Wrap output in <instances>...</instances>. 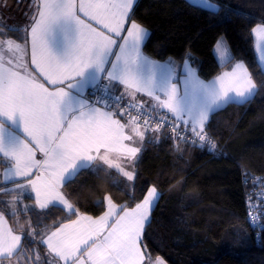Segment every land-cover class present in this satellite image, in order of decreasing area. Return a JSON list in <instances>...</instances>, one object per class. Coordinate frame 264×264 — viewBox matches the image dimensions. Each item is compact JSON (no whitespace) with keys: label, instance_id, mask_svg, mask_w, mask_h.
<instances>
[{"label":"snow or ice","instance_id":"1","mask_svg":"<svg viewBox=\"0 0 264 264\" xmlns=\"http://www.w3.org/2000/svg\"><path fill=\"white\" fill-rule=\"evenodd\" d=\"M134 3L135 0H35L31 23L9 28L25 33L22 42L0 39V192L15 194L10 202L14 215L15 205L22 202L29 188L39 208L59 204L75 214L74 205L60 188L83 169L99 172L103 170L101 164L107 165L129 181L134 180L135 173L126 171L111 157L116 154L134 160L140 152V148L124 143L133 140L125 133L126 128L144 139L138 121L145 115V106L135 102L137 93L152 98L155 103L151 108L156 114L158 109H167L185 128L190 125L201 146L210 143L205 124L212 112L229 103H246L256 94L257 83L243 61L235 62L231 71L204 81L185 59L181 90L173 83V63L162 64L142 54L148 30L134 20L125 29ZM205 4L213 14L221 10L209 0ZM125 30L127 34L121 35ZM252 35L258 74L264 77V22L252 28ZM29 45L31 64L39 76L29 71L24 60ZM5 46L16 53L15 64L11 59L5 61ZM214 51L226 63L235 59L222 39ZM21 68L23 71L18 70ZM105 80L107 83H102ZM117 84L123 85L125 94L132 97L127 108L120 110L130 116L127 124L115 119L117 113L112 111L123 99V94L115 95ZM132 109H138L137 115H131ZM150 119H144L145 130ZM162 126L158 123L153 131L158 132ZM172 131L185 139L178 125L174 124ZM37 151L44 159H36ZM34 169L37 171L32 179ZM9 184L15 187H7ZM158 198L157 189L149 188L142 202L130 209L121 207L118 212L117 205L106 197L108 210L98 219L80 216L41 242L63 264H142L140 240ZM28 210L29 206L24 205V211ZM110 218H114L111 224ZM5 225L0 212V257L11 258L21 248L22 234H15ZM36 259H40L38 253ZM156 264L165 262L157 258Z\"/></svg>","mask_w":264,"mask_h":264},{"label":"trees","instance_id":"2","mask_svg":"<svg viewBox=\"0 0 264 264\" xmlns=\"http://www.w3.org/2000/svg\"><path fill=\"white\" fill-rule=\"evenodd\" d=\"M216 1L221 10L215 14L190 0H138L133 10L134 19L150 29L144 46L148 54L189 58L205 79L236 60L253 74L258 88L248 102L229 103L212 113L205 132L215 148L158 133L142 148L134 180L102 167L99 172L83 169L65 183L75 214L51 206L14 215L1 193L0 210L24 233V246H42L44 231L78 212L102 214L106 195L134 207L154 186L160 197L142 239L148 256L168 264H264V229L258 237L248 223L247 199L250 176L264 175V77L258 74L252 35V28L264 22V0ZM7 33L22 37L21 31ZM221 37L231 47V63L221 62L214 51Z\"/></svg>","mask_w":264,"mask_h":264},{"label":"crops","instance_id":"3","mask_svg":"<svg viewBox=\"0 0 264 264\" xmlns=\"http://www.w3.org/2000/svg\"><path fill=\"white\" fill-rule=\"evenodd\" d=\"M190 1L193 2V3H195V4H197V5L207 7L206 4H205V0H190ZM137 2H138V0H135V3L133 5L132 12L130 13L129 21H128V23L125 24V29H127L128 27H130L131 21L134 20L137 23L141 24L144 28H146L148 30L149 36H150V29L148 27H146L144 24H142L139 21H137L136 19H134V17H133V10H134ZM209 3L218 4V2L216 0H209ZM34 4H35V0H4V4H1V6H0V13H1L0 14V32H2L4 35L3 36H0V39H13V40H16L17 42H22V40L25 38V33L24 32L21 31L22 32L21 33L22 34V37H17V36H14V35H9L7 33V29L13 28V27L14 28H19V27H24V26L29 25L31 23L30 17L32 16V14L34 12ZM207 8H209V7H207ZM2 9H4V11ZM126 34H127L126 33V30L121 33V35H126ZM149 36L147 37V39L149 38ZM113 38L116 39L118 43H122V41L120 40L119 37L113 36ZM147 39L141 45L142 54L144 56L150 58L151 60L157 61V62L162 63V64L165 63V62L173 63L175 65V68H176V79L173 80V83H176L178 85V87L181 88V90H182V88H183L182 80H183V75H184V68H183V62H184V60L183 61H179V60H176V59H174L172 57H169L167 59H159V58H156V57L148 54L146 52V50H145V47H144ZM219 40H221V38ZM2 51H3V55H4V58H5V61L11 59L13 61V64L16 63V53L14 51H9L6 48V46L2 49ZM114 51H118V48H114ZM216 55H217L218 59L221 62H224V61H222L219 58V53L218 52H216ZM110 59L111 60H114L115 57L114 56L113 57H110ZM186 59L188 60V62L191 65V67L193 69H195L197 75L202 80H204V81H210V80L214 79L215 77L221 75L224 72L231 71V68H232V66H233V64L235 62L243 61V60H236L233 63H231L229 66H227L226 68H224L216 76H214V77H212L210 79H205V78H203L200 75L197 67L194 65V63L191 61V59H189V58H186ZM24 60H25V62L28 65L29 71L32 72V73H34L36 76H39V72L36 69V66L31 64V50H30V45L28 47L27 54L25 55ZM18 70L23 71L22 68L21 69H18ZM249 71H250V69H249ZM40 78L42 79V77H40ZM115 91H120V92H123L125 94V89H124V86L123 85L117 84V86L115 88ZM127 96L132 99V97L130 95H127ZM135 100L141 101L149 109H152L151 108V105L155 103L152 100L151 97L145 95L144 93H137L136 94V97H135ZM112 111H114V112L117 113V115L114 117L115 119H119L121 121V123L127 124V122H128L129 119L125 118L119 112H117L115 110H112ZM157 112H165V113L171 114V113H169L167 111V109H158ZM212 113L209 115V118H208V120H207V122L205 124V128H206V125H207V123H208V121H209ZM140 126H141V130L144 131V139L141 140L138 136H135V134L131 131V128H126L125 129V133L126 134H129V135H132L133 136V140L132 141H125L124 143H126V144H128V145H130L132 147H138V148H140V152H141V150L144 147L145 143L148 140H150V139L156 138L157 135H158V133L152 131L148 127L145 130L143 124H140ZM188 129L191 131L190 125L188 126ZM140 152L137 153V156H136V158L134 160H131V159H128V158L122 157V156H117L116 154H112V157L111 158L114 160L115 163L120 164L126 171H132V172L135 173L136 162H137V160L139 158ZM36 159L37 160L44 159L43 155L39 151H37V153H36ZM101 166L104 167V168H107V169H116L115 167L109 168L107 165H102L101 164ZM93 167H96V165H93ZM0 168H2V165H0ZM36 171L37 170H35V169L33 170L34 174L31 177L32 179H35ZM20 179L22 180V178H20ZM64 185L65 184H63L62 187L60 188V192H61V194L71 204H73L71 202V200L67 197V195L64 192ZM7 187L14 188L15 187V184H9V185H7ZM152 187H154V186H152ZM152 187H150V188H152ZM157 191H158L159 197H160V191L158 189H157ZM1 193H4L3 199L7 201L8 206H9L10 210L13 213V205L10 202L12 201L13 196L15 194L14 193L10 194V193H6V192H0V194ZM29 197H31L30 198L31 200L29 199ZM106 197H110L111 200L113 201V203L117 205V211L118 212H119V210H120L121 207H125L123 204L117 203L110 195H106ZM106 197H105V203H106V210L105 211L108 210V204H107ZM158 200H159V198H158ZM158 200L155 202L153 208L150 211L149 221L151 220L153 209L156 206ZM140 202H142V200ZM24 205H28L29 206V210H31L33 208L41 209V208H39L38 206L35 205V193L34 192H31L30 188L28 189V191L25 192L24 198H23L22 202L15 205L16 213H19L21 211H24ZM51 206H61V207H63L62 205H59V204H56V205L50 204L47 208H49ZM134 207H125V208H129L130 209V208H134ZM47 208H45V209H47ZM74 208L77 211L75 205H74ZM64 209L66 211H68L67 208H64ZM41 210H44V209H41ZM0 212H2L4 214V218H5V221H6L5 227L6 228H11L13 230V232L15 234H17V235L22 234L21 248L18 249L17 250V253H15L11 258H3V257H0V262H2V264H48V261H50V260L52 261V264H63V261L57 262V260L54 259L53 255H50L49 254L47 245L44 244V243H42V242H41L42 246L41 245H36V246H33V247H26V246H24V233L22 231L16 229V227L13 225L10 217L8 216V214L5 211L0 210ZM104 212L102 214L98 215V216H93V215H88V214H84V213L78 212V214L76 216H74V217H72V218H70L68 220H65V221L61 222L60 224H58L57 226H55V227H53V228H51L49 230L44 231L42 233V235L40 236V241H42L43 239H47V237L53 231H56L57 228H59L61 225L71 224L72 221L78 220L80 216H90V217H92L95 220V219H98L100 216H102L104 214ZM112 219H114V218H110L109 224H111ZM149 221L146 222V224H145V227H144L143 232H142V237H141V240H140L141 251L144 253V260L142 261V264H156L157 258L163 259V261L165 262V264H168V262L164 258H162V257L153 258V257L148 256V254H147V252H146V250L144 248L142 239H143V234H144L145 228H146L147 224L149 223ZM106 232H107V230H105V234H106ZM37 253L39 254V257H40L39 260L36 259ZM85 259H86V257H85Z\"/></svg>","mask_w":264,"mask_h":264},{"label":"built area","instance_id":"4","mask_svg":"<svg viewBox=\"0 0 264 264\" xmlns=\"http://www.w3.org/2000/svg\"><path fill=\"white\" fill-rule=\"evenodd\" d=\"M102 83H107V81H102ZM92 91V89H89V93ZM123 94V99L120 101L119 107L113 106L112 110H115L117 112H120L121 109L127 108L129 105L130 101L132 99L128 97L126 94L120 91H115V95L121 96ZM96 95H103V93L97 92ZM95 97H92L94 99ZM136 103L143 104L145 107L143 111L145 112L144 116H141L140 120L138 123L144 125V119L146 117H151L149 120V125L148 128L153 131V129L156 127L158 123L162 124L163 126L160 128V130L154 131L157 133H161L163 131L171 132L175 136L176 134L172 131V127L174 124L178 125V131L181 136H184L185 139L183 141H187L190 143L198 144L201 145V142L197 137H195L192 132L188 129L185 128L183 122L175 121V118L168 113L165 112H158L159 114H156L155 112L152 111V109H149L144 103L141 101L135 100ZM138 109H132L131 110V115L135 116L137 115ZM127 119H130V116L128 115L127 112H124L121 114ZM207 134V133H206ZM177 137V136H176ZM179 138V137H177ZM208 142H204L203 146L211 147V145L215 144L214 141L208 136L207 134ZM250 182V190L248 191L247 194V199H248V223L250 226L257 231V236L259 237L261 230L264 229V175H252L250 176L249 180Z\"/></svg>","mask_w":264,"mask_h":264},{"label":"rangeland","instance_id":"5","mask_svg":"<svg viewBox=\"0 0 264 264\" xmlns=\"http://www.w3.org/2000/svg\"><path fill=\"white\" fill-rule=\"evenodd\" d=\"M1 4H4V0H0V6ZM218 5L220 6V4L218 3ZM4 11V9H2ZM1 14V13H0ZM221 39L224 41L225 45L227 46V48L230 50V53L232 55V50H231V47L227 41V39L225 37H221Z\"/></svg>","mask_w":264,"mask_h":264}]
</instances>
